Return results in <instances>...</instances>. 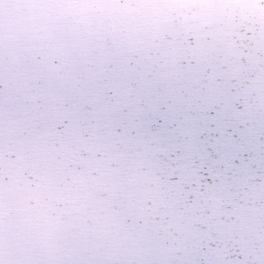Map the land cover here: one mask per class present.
<instances>
[{
  "label": "snow or ice",
  "instance_id": "1",
  "mask_svg": "<svg viewBox=\"0 0 264 264\" xmlns=\"http://www.w3.org/2000/svg\"><path fill=\"white\" fill-rule=\"evenodd\" d=\"M0 264H264V0H0Z\"/></svg>",
  "mask_w": 264,
  "mask_h": 264
}]
</instances>
